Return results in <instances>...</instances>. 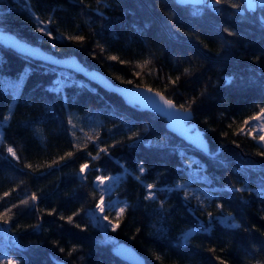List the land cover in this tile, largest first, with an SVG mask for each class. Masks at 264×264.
<instances>
[{"label":"trees","instance_id":"1","mask_svg":"<svg viewBox=\"0 0 264 264\" xmlns=\"http://www.w3.org/2000/svg\"><path fill=\"white\" fill-rule=\"evenodd\" d=\"M0 30L162 93L209 145L0 45V264H130L89 215L110 175L123 212L109 234L145 264H264V147L244 123L264 109V0H0Z\"/></svg>","mask_w":264,"mask_h":264},{"label":"water","instance_id":"2","mask_svg":"<svg viewBox=\"0 0 264 264\" xmlns=\"http://www.w3.org/2000/svg\"><path fill=\"white\" fill-rule=\"evenodd\" d=\"M173 1L179 6L203 7L208 0ZM241 1L247 12L256 11L258 0ZM0 45L33 60L43 62L59 69L68 70L97 85L104 91L116 94L127 106L139 111H147L161 117L164 119L166 130L169 133L175 135L177 138L203 154H209L208 142L203 132L193 121L191 112L189 110L185 112L184 109L176 106L173 101L166 98L162 93L147 87L114 84L101 71L97 69H88L74 55L57 57L37 45H32L19 39L16 35L2 30H0ZM157 93H159V95H156ZM161 97H163L164 100L170 101L173 107H168ZM112 253L130 264H145L144 259L136 253L131 246L124 243L115 245L112 249ZM56 264L64 263L57 262Z\"/></svg>","mask_w":264,"mask_h":264},{"label":"rangeland","instance_id":"3","mask_svg":"<svg viewBox=\"0 0 264 264\" xmlns=\"http://www.w3.org/2000/svg\"><path fill=\"white\" fill-rule=\"evenodd\" d=\"M261 1L262 0H258V2ZM257 117H259V119H252L247 123L245 126V131L248 132L249 135L256 138L257 142L262 147H264V144H262L259 140L260 136H264V130H261L264 128V112H262ZM190 172L191 174L198 176V172L196 170H192ZM99 177L103 179V183L101 184L97 179L94 181V183L100 193V200L98 204H100L104 210L101 212L97 207V204L92 210H89V215L93 222L102 231L103 240L113 244L115 247V245H117L119 242L118 240L111 237L109 233L112 232L114 226H116L115 220L121 213V208H123V204L118 201L113 192L114 186L117 182V175ZM220 221H224V219H221ZM0 241H7V233L2 227H0Z\"/></svg>","mask_w":264,"mask_h":264},{"label":"snow or ice","instance_id":"4","mask_svg":"<svg viewBox=\"0 0 264 264\" xmlns=\"http://www.w3.org/2000/svg\"><path fill=\"white\" fill-rule=\"evenodd\" d=\"M96 2H97V4H99V3L101 2V0H96ZM215 3H216V4H220V3H222V0H215ZM38 19H39V18L37 17V20H38ZM45 26H46V25H45ZM37 31H42V29L38 28ZM49 35H51V34L49 33ZM229 35H231V33H229ZM76 39H81V38H80V37H76ZM111 59L114 60V59H116V57H111ZM156 95H159V93H157ZM161 99L164 100L163 97H161ZM164 103H165L168 107H170V108L173 107V105L171 104V102L168 101V100H164ZM184 111L187 112V109H185ZM262 112H264V109H262ZM4 119H5V120H8L9 117H8V116H5ZM254 119H259V117H254ZM244 123L247 124L248 121L246 120ZM261 130H264V128H262ZM242 131H243V130H242ZM259 140H260V142H261L262 144H264V136H260V137H259ZM7 151L9 152V154H11V155H13V156L15 157V153H14V151H13L12 148H8ZM101 151H104V149H101ZM69 155H71V153H69ZM93 158H95V157H93ZM87 168H88V165H87V164H82L81 167H80V173L83 175V174L85 173V170H86ZM140 171H141V173H143V172H144V168L141 167V168H140ZM97 180H98L101 184L103 183V179H102V178L97 177ZM147 187H148V189H149V195L146 197V199H153L154 197H153L152 194H151V189L153 188V185L150 184V185H148ZM178 187H179V186H178ZM243 190H244V189H242V188H235V189H234V191H236V192H242ZM32 199L35 200L36 197L33 196ZM97 207L100 209L101 212H103L104 209H103V207H102L100 204H98ZM217 207H220V205H217ZM120 211L123 212V208H121ZM229 215H230V214H229ZM71 219H72L71 217H68V220H69V221H71ZM236 227H238V225H236ZM114 229H115V226H114ZM114 229H113V230H114ZM61 251H63V249H61ZM220 264H224V261L221 260Z\"/></svg>","mask_w":264,"mask_h":264}]
</instances>
